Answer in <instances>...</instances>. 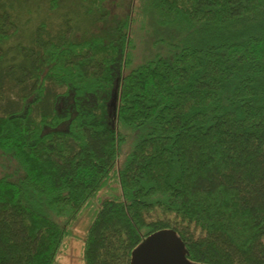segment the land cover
<instances>
[{
    "label": "trees",
    "instance_id": "trees-1",
    "mask_svg": "<svg viewBox=\"0 0 264 264\" xmlns=\"http://www.w3.org/2000/svg\"><path fill=\"white\" fill-rule=\"evenodd\" d=\"M106 1L0 0V264H264V0Z\"/></svg>",
    "mask_w": 264,
    "mask_h": 264
},
{
    "label": "rangeland",
    "instance_id": "rangeland-1",
    "mask_svg": "<svg viewBox=\"0 0 264 264\" xmlns=\"http://www.w3.org/2000/svg\"><path fill=\"white\" fill-rule=\"evenodd\" d=\"M129 3L130 0H107L106 7L110 12L109 18L107 20V23L105 25H101L100 27L108 26L109 24H112V22L115 19L121 18V16H123L127 12ZM64 103H68V100H62L60 102V107L61 105H64ZM111 106L113 108V105ZM112 110L114 109H108V111L111 112L110 115H113L114 113ZM128 146L129 143L128 144L126 143L122 147L123 154L121 156V159L128 150ZM3 170H4V164L2 166V162L0 160V172ZM109 193L111 192L108 190L103 191L99 194V198H102ZM97 201H98L97 199L93 200V202L90 205L91 207L85 209L79 216L78 220L70 228V234L64 240V246L57 257V262H56L57 264H83L81 238L83 237L86 228L88 227L92 219L96 207L98 206Z\"/></svg>",
    "mask_w": 264,
    "mask_h": 264
},
{
    "label": "water",
    "instance_id": "water-1",
    "mask_svg": "<svg viewBox=\"0 0 264 264\" xmlns=\"http://www.w3.org/2000/svg\"><path fill=\"white\" fill-rule=\"evenodd\" d=\"M129 264H203L186 257L183 241L174 229L155 231L131 251Z\"/></svg>",
    "mask_w": 264,
    "mask_h": 264
}]
</instances>
